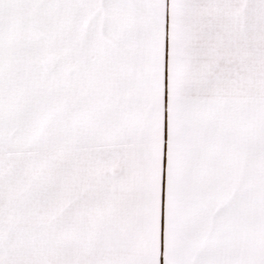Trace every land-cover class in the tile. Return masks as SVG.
I'll return each mask as SVG.
<instances>
[{
    "label": "snow or ice",
    "instance_id": "6c2138e0",
    "mask_svg": "<svg viewBox=\"0 0 264 264\" xmlns=\"http://www.w3.org/2000/svg\"><path fill=\"white\" fill-rule=\"evenodd\" d=\"M161 256L264 264V0H0V264Z\"/></svg>",
    "mask_w": 264,
    "mask_h": 264
},
{
    "label": "crops",
    "instance_id": "0c3cea01",
    "mask_svg": "<svg viewBox=\"0 0 264 264\" xmlns=\"http://www.w3.org/2000/svg\"><path fill=\"white\" fill-rule=\"evenodd\" d=\"M161 252H163V243L161 244ZM161 264H163V256H161Z\"/></svg>",
    "mask_w": 264,
    "mask_h": 264
}]
</instances>
